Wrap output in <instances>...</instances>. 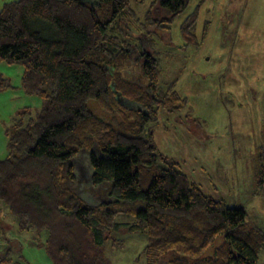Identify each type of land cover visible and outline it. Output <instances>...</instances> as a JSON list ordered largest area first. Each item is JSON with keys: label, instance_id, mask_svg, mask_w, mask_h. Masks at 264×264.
<instances>
[{"label": "trees", "instance_id": "obj_1", "mask_svg": "<svg viewBox=\"0 0 264 264\" xmlns=\"http://www.w3.org/2000/svg\"><path fill=\"white\" fill-rule=\"evenodd\" d=\"M188 1L153 0L143 22L128 0H14L0 9V60L22 64V88L43 103L38 111L20 110L11 125L0 159V204L18 232L45 234L55 264H102V244L120 228L147 235L146 264H258L264 232L246 222L245 209L205 194L157 150L151 126L159 111L178 112L186 100L175 80L160 83L157 52L126 39L131 15L138 29L149 28L170 22ZM196 17L195 10L181 25L187 44L195 43ZM135 50L144 82L122 73ZM7 85L0 76V89ZM90 99L127 113L104 122L89 110ZM80 151L90 155L91 186H106L109 201L89 204L63 184L76 177L67 163ZM257 162V191L264 193V146ZM118 212L133 219L116 222ZM218 237L213 254L202 255ZM3 239L0 264H24L9 257L11 243Z\"/></svg>", "mask_w": 264, "mask_h": 264}, {"label": "rangeland", "instance_id": "obj_2", "mask_svg": "<svg viewBox=\"0 0 264 264\" xmlns=\"http://www.w3.org/2000/svg\"><path fill=\"white\" fill-rule=\"evenodd\" d=\"M10 1L14 0H0V9ZM128 1L143 22L153 0ZM195 10V43L187 44L181 25ZM126 21L133 31L126 39L142 45L149 54L157 52L160 83L175 80L174 90L186 100L178 112L159 111L151 126L157 150L179 162L205 194L222 199L227 206L243 207L246 222L264 232V193L257 191L256 184L257 150L264 146V0H189L170 22L163 20L157 26L138 29L135 16ZM160 24L162 27H158ZM140 58L135 50L122 73L144 82ZM22 71V64L0 60V76L8 83L0 89V159L8 153L9 133L18 112L25 107L38 111L43 105L38 95L22 88ZM128 103L121 99L123 106L136 107ZM87 104L104 122H111L112 115L120 119L127 113L113 114L93 99ZM67 165L73 167L76 177L65 176L63 184L73 193L89 204L110 200L106 186H91L88 152L80 151ZM0 208V251L6 237L11 246L5 248L9 247L12 260L55 264L43 245L45 234L18 232L16 221L1 204ZM132 219V215L122 212L115 216L120 223ZM66 230L60 231L62 236H66ZM79 233L84 241L88 240L82 230ZM221 241L218 237L202 255H212ZM75 243L84 245L81 240ZM146 243L145 233L126 228L111 231L101 247L102 264H146ZM161 264L167 263L163 260ZM258 264H264V248Z\"/></svg>", "mask_w": 264, "mask_h": 264}, {"label": "crops", "instance_id": "obj_3", "mask_svg": "<svg viewBox=\"0 0 264 264\" xmlns=\"http://www.w3.org/2000/svg\"><path fill=\"white\" fill-rule=\"evenodd\" d=\"M3 242H0V246H2L3 244H2ZM4 244H5V242H4Z\"/></svg>", "mask_w": 264, "mask_h": 264}]
</instances>
